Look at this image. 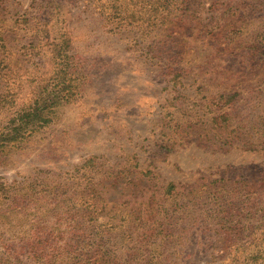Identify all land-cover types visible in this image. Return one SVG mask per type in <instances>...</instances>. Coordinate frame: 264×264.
<instances>
[{
  "label": "rangeland",
  "instance_id": "rangeland-1",
  "mask_svg": "<svg viewBox=\"0 0 264 264\" xmlns=\"http://www.w3.org/2000/svg\"><path fill=\"white\" fill-rule=\"evenodd\" d=\"M2 144L0 264H264V0H0Z\"/></svg>",
  "mask_w": 264,
  "mask_h": 264
},
{
  "label": "trees",
  "instance_id": "trees-1",
  "mask_svg": "<svg viewBox=\"0 0 264 264\" xmlns=\"http://www.w3.org/2000/svg\"><path fill=\"white\" fill-rule=\"evenodd\" d=\"M21 121L25 123V126L29 124L36 125L39 123L41 124L46 122L45 118L41 116V108L39 106H36L35 103L29 108V110L25 111V113L21 117ZM5 145L7 144H2V146L0 147H3ZM171 187H174V184H172ZM7 198L9 200L10 206H12L13 202H17L20 200L18 193L9 194L7 187L0 182V224L4 221V217H5L4 214L6 213L7 210ZM40 259L44 264H49V262H51V260L42 258V256Z\"/></svg>",
  "mask_w": 264,
  "mask_h": 264
}]
</instances>
